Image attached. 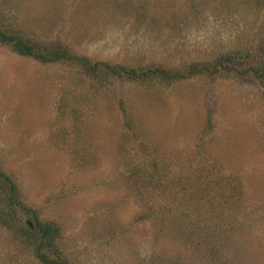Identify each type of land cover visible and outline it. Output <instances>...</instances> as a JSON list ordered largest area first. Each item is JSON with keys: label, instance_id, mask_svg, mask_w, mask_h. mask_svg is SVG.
I'll use <instances>...</instances> for the list:
<instances>
[{"label": "rangeland", "instance_id": "374dc122", "mask_svg": "<svg viewBox=\"0 0 264 264\" xmlns=\"http://www.w3.org/2000/svg\"><path fill=\"white\" fill-rule=\"evenodd\" d=\"M189 2L0 0V15L93 59L188 62L250 44L259 60V18L246 32L233 0ZM0 169L59 226L73 264H264V88L252 75L107 80L0 46ZM3 198L0 264H37L19 235L28 214L11 218Z\"/></svg>", "mask_w": 264, "mask_h": 264}, {"label": "trees", "instance_id": "16d2710c", "mask_svg": "<svg viewBox=\"0 0 264 264\" xmlns=\"http://www.w3.org/2000/svg\"><path fill=\"white\" fill-rule=\"evenodd\" d=\"M189 1L187 10L199 9L205 3V0L201 3L196 0ZM229 4L231 6L229 12L243 11L240 20L246 25V32L249 31L247 25L253 24L256 18H259L258 26L264 29V0H233V3ZM180 14L181 12L176 17ZM178 21L181 19L179 18ZM259 39L264 40V37ZM260 43L257 44V49H261ZM0 46H5L20 56L29 57L41 63L77 65L87 75L107 80L118 78L148 83L160 81L171 85L201 74L230 75L242 78L252 75L259 79L264 88V53L258 54L260 57L256 60L257 55L249 52L250 44L244 47L243 51L233 48L234 50L216 53L212 59H190L188 62L159 60L148 61L146 64L112 62L93 59L88 55L78 53L71 46L58 40L43 41L34 38L21 27L7 23L0 15ZM0 188L4 196L3 209L8 216L15 219L16 212L22 210L29 216L30 222L25 221L20 226L19 235L24 240L25 251L31 254L35 262L37 264H73L58 253L56 239L60 232L59 226L52 221L42 219L35 210L26 206L18 197L17 185L2 169H0ZM180 218L190 219L191 215L185 212Z\"/></svg>", "mask_w": 264, "mask_h": 264}]
</instances>
